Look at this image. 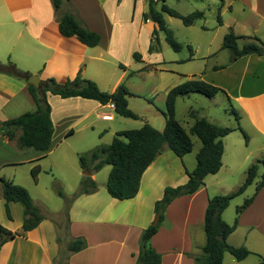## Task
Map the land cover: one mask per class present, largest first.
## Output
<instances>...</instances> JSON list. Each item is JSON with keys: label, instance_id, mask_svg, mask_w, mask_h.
Instances as JSON below:
<instances>
[{"label": "crops", "instance_id": "crops-1", "mask_svg": "<svg viewBox=\"0 0 264 264\" xmlns=\"http://www.w3.org/2000/svg\"><path fill=\"white\" fill-rule=\"evenodd\" d=\"M68 1L57 13L53 0H0V62H12L22 71L39 75L41 81L54 78L60 84L81 74L83 78L95 81L103 92L113 93L125 84L132 94L128 97L130 108L133 95H138L141 90L162 95L166 105L171 89L191 79H202L225 88L222 79L223 83L217 81L219 76L210 78L211 74L222 71L217 66L206 72L182 75L165 61L152 60L158 49L150 52L156 24L144 21L148 0ZM161 1L156 0L158 10ZM218 11L222 15L220 26L225 28L224 35L232 28L238 36L254 37L249 35L253 33L264 41V0H223ZM68 12L77 15L89 31L100 36L96 47H88L78 38L64 37L60 33L59 15ZM211 45L212 41L209 49ZM135 53L141 54V61L134 58ZM241 60L245 61L244 74L258 69L260 76H264V57L248 56ZM118 67L121 72L116 75ZM156 71L172 76L162 79L161 85L156 86ZM139 76L143 83L135 82ZM182 98H178L176 109ZM229 98L236 103L240 126L249 141L237 129V121L235 125H225L215 117H200L236 130L223 138L225 152L221 170L207 176L204 186L196 193L177 198L166 209L165 219L151 239L152 247L162 255V264H196L207 241L205 214L209 199L235 192L244 183L249 167L264 160V85L256 91L230 95ZM47 99L54 125L49 150L19 149L17 146L8 149L0 141V176L28 189L44 216L37 228L0 248V264H55V260L67 252L71 240L79 237L86 239L87 247L78 253L68 252L70 264H137L142 233L156 217L155 203L163 198L167 187L188 182V172L197 167L201 141L192 136L193 151L183 158L166 147L143 174L139 193L133 199L112 198L107 191L108 179L100 184L99 173H95L93 179L98 184V191L73 201L69 211V231L62 238L59 218L64 216L65 207L63 204L52 206L50 202H54L51 198L57 182L66 189L67 198L79 190L83 178L79 155L88 151L76 146L77 135L86 136L85 147L94 139V134L101 143L109 136L114 139L120 132L115 129L116 117L122 116L110 104L103 105L96 100L62 98L50 93ZM36 109L28 83L0 73V124ZM194 123L195 120L187 128L181 124L190 131ZM34 168H40L37 181L32 175ZM263 176L264 165L260 164L254 183L240 196L252 197ZM233 201L223 213L228 224L234 225L237 221V228L229 236L228 243L245 247L252 254L238 261L226 253L223 264H260L264 259V187L240 215H237L240 203L233 204ZM10 210L11 219L6 213V201L0 196V224L10 231H21L24 206L10 203Z\"/></svg>", "mask_w": 264, "mask_h": 264}, {"label": "trees", "instance_id": "trees-1", "mask_svg": "<svg viewBox=\"0 0 264 264\" xmlns=\"http://www.w3.org/2000/svg\"><path fill=\"white\" fill-rule=\"evenodd\" d=\"M68 0H53L57 13ZM149 8L144 14V21H152L156 24V29L152 35L153 44L150 52L156 50L159 44V32L165 33V40L175 52H181L183 45L178 42L174 32L168 28L164 14L180 19L187 27L194 26L195 23L204 18V13L195 11L187 16L181 15L165 4L158 10L156 0H148ZM60 33L64 37H76L88 47H96L100 42V36L89 31L74 13L68 12L59 15L58 19ZM218 23L222 25V16L219 11ZM241 39H249L243 47H239ZM191 55L193 49L189 46ZM222 49L230 52L231 62L248 56L264 57V41L258 37L238 36L231 28L224 36ZM134 58L141 61V54L135 53ZM122 68H125L122 66ZM0 73L8 74L28 83L37 109L22 116L8 120L0 124V141L4 145H11L16 142L19 149H35L47 151L50 148L54 125L51 119V106L47 99V94L59 95L62 98L81 97L96 100L103 105L113 103L118 115L134 120L140 119L139 115L129 108L128 97L132 94L125 84H121L113 93L103 92L97 83L88 80L78 74L73 80L60 84L54 78L41 81L40 87L36 88L29 84L33 75L22 71L12 62L6 64L0 62ZM134 73H131L133 75ZM224 91L222 88L208 83L202 79H191L180 84L168 93L166 99V111L164 117L166 125L160 131L149 123H145L141 129L118 132L109 145H99L96 148L80 154L79 163L84 175L79 190L71 197L67 198L65 193L58 189V195L67 201L64 208L69 231V211L73 201L81 195H89L98 191V184L93 179V175L101 171L105 166H111V172L107 181V191L112 198L118 200L133 199L140 190L142 176L148 167L167 147L178 157L183 158L193 151L194 143L192 136H197L202 148L197 154V167L193 172H188L189 180L185 185L178 187H167L163 198L155 203V215H160V223L155 226L153 223L142 233L140 250L137 255V264H162V255L151 245L152 237L158 232L161 223L165 219V212L168 206L177 198L196 193L205 184V179L209 175L217 174L223 166V156L225 147L223 138L233 133L236 129L217 125L206 118H200L194 111L190 114L195 119V123L187 131L176 118V103L178 98L189 96L193 93L202 94L210 99L215 98ZM230 100V98H229ZM231 114L234 115L238 130L242 132L246 141L249 136L240 126V114L231 105ZM264 165V160L252 164L246 172L244 183L229 195H216L209 199L205 214V232L207 241L202 249V255L196 258V264H223L226 253L232 254L238 261L246 259L252 252L245 247H234L228 243L229 236L236 230L237 221L234 225L228 224L223 219L224 211L231 202L242 195L246 189L252 185L258 175L259 165ZM40 168H34L32 175L37 181ZM59 183L56 188H59ZM264 187V176L258 183L254 195L245 200L244 204L237 208V215L242 214L254 201L260 190ZM0 196L6 201V213L8 218H12L10 203H21L24 206V224L21 231H10L0 224V248L7 242L37 228L44 220L40 208L35 204L30 192L25 187L8 181L0 176ZM87 247V241L83 237L74 238L67 247V253L61 254L55 264H70L69 254L78 253ZM264 264V259L260 262Z\"/></svg>", "mask_w": 264, "mask_h": 264}, {"label": "rangeland", "instance_id": "rangeland-1", "mask_svg": "<svg viewBox=\"0 0 264 264\" xmlns=\"http://www.w3.org/2000/svg\"><path fill=\"white\" fill-rule=\"evenodd\" d=\"M162 1L158 4V8L160 10L164 3ZM221 1L223 0H165V4L167 6L177 11L181 15L186 16L195 11H202L204 12V18L199 20L194 26L187 27L180 19L165 14V20L167 22L168 28L174 32L178 42L183 45V49L181 52H175L165 40V33L160 32L159 48L156 46V49L158 50H156L155 57H153L152 60L155 61L159 59L160 62L165 61L167 65L171 66L172 70L178 71V73H181L182 75H191V73H200L202 71L206 72L211 70L213 66H217L222 71L218 74H211L210 72V78L219 76V80L217 81H219V83H226L224 86L225 88H223L224 91L219 93L213 99H210L202 94L193 93L194 95L190 94L189 97L185 96L179 101L176 109V118H178L186 128L189 125H192L195 120L190 115L192 111H194L198 117H215L224 121L225 125H231L232 123L235 125L236 119L234 115L231 114L230 110L231 105L236 107V103L233 99L229 100V96L238 95V93L256 91L258 88H261L264 85V76H260L258 69L250 70V74H244L245 61L238 60V63L231 62L230 52L226 49H222L225 28H221L220 24L218 23V7L220 6ZM249 35L258 37L253 33ZM210 41H212V47L209 49L208 45ZM249 41V39H241L239 41V47H243V45ZM189 46H191L193 49V56L191 55ZM233 66H235L236 69L233 70ZM120 72L121 69L118 67V70H116L115 73L118 75ZM171 76L172 75L170 74H164L156 71L154 73V83L156 86H160L162 79L169 78ZM144 78H147L146 75ZM150 78L151 77H149V79ZM142 81V76L135 78V82L137 83H143ZM133 96L134 97L130 102L132 109L130 107L129 108L139 115L140 119L134 120L118 116L116 117L117 120L115 121V129H118L117 131L120 132L127 130H137L144 123H149L157 130L165 128L166 120L164 117V112L166 111V105H164L163 96H157V94L145 92L144 90H141L138 95ZM93 136L94 139L89 140L88 146L85 147L83 146V143L87 141L85 140L86 136L77 135L76 146L79 149H87L86 151H90L93 148H96L98 145H109L113 141V137L109 136L101 143L99 142V137H96L98 135L94 134ZM193 139L200 142V139L197 137H193ZM4 146L8 149H14L16 142H12L11 145L8 144ZM109 170H111V167L107 165L98 172V182L100 184L104 183V181H107ZM58 183L60 187L53 190V197L51 198V201L54 202H50V205L54 206L56 204H63L64 207H66L67 201L60 197L57 192L58 189H61L65 193L66 189L64 190V187L60 182H57L56 184ZM245 199V197H237L236 200L238 201H233L235 202L233 204L239 202V205L241 206L244 204ZM232 210H235V208ZM59 220L60 236L64 238V235L67 233V222L64 216H61ZM64 253L66 254L67 252L64 251L63 254Z\"/></svg>", "mask_w": 264, "mask_h": 264}, {"label": "water", "instance_id": "water-1", "mask_svg": "<svg viewBox=\"0 0 264 264\" xmlns=\"http://www.w3.org/2000/svg\"><path fill=\"white\" fill-rule=\"evenodd\" d=\"M29 84L33 85L36 88L40 87L41 84V80H40V76L39 75H34L30 80H29ZM160 223V215H156L155 220L153 222V224L155 226H158Z\"/></svg>", "mask_w": 264, "mask_h": 264}, {"label": "built area", "instance_id": "built-area-1", "mask_svg": "<svg viewBox=\"0 0 264 264\" xmlns=\"http://www.w3.org/2000/svg\"><path fill=\"white\" fill-rule=\"evenodd\" d=\"M110 106H111V107H113V108H115V106H114V104H113V103H111V104H110Z\"/></svg>", "mask_w": 264, "mask_h": 264}]
</instances>
